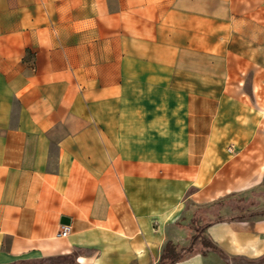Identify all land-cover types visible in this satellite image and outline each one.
Listing matches in <instances>:
<instances>
[{
  "label": "crops",
  "instance_id": "obj_1",
  "mask_svg": "<svg viewBox=\"0 0 264 264\" xmlns=\"http://www.w3.org/2000/svg\"><path fill=\"white\" fill-rule=\"evenodd\" d=\"M263 185L264 0H0V264L262 263Z\"/></svg>",
  "mask_w": 264,
  "mask_h": 264
},
{
  "label": "rangeland",
  "instance_id": "obj_2",
  "mask_svg": "<svg viewBox=\"0 0 264 264\" xmlns=\"http://www.w3.org/2000/svg\"><path fill=\"white\" fill-rule=\"evenodd\" d=\"M254 206H251L252 201L248 196L242 198L238 197H228V200H232L231 203L225 205L215 217H211V220H230L237 219L242 216H254L256 218L264 219V185L254 189ZM247 202V203H246ZM256 202V203H255ZM198 207H188L190 212L183 220L182 225L187 227L189 231L190 241H194V245L197 249H203V243L208 242L204 235V226L197 220L192 219V214L197 212ZM19 264H79L74 257L68 258L67 256H55L46 259H42L36 262L29 263H19ZM238 264H250L245 262H240ZM254 264H264V262L254 263Z\"/></svg>",
  "mask_w": 264,
  "mask_h": 264
},
{
  "label": "trees",
  "instance_id": "obj_3",
  "mask_svg": "<svg viewBox=\"0 0 264 264\" xmlns=\"http://www.w3.org/2000/svg\"><path fill=\"white\" fill-rule=\"evenodd\" d=\"M203 249H210V250H215L214 245L211 242H204L203 243ZM195 245L194 241L192 245L189 248L186 249H180L174 245H168L166 249L164 250V254L162 256V259L159 264H176L177 262L181 261L184 259L188 254L192 253L194 251ZM64 257V256H62ZM68 258L72 256H67ZM39 261V260H37ZM29 262H36V261H19L14 264H19V263H29Z\"/></svg>",
  "mask_w": 264,
  "mask_h": 264
},
{
  "label": "built area",
  "instance_id": "obj_4",
  "mask_svg": "<svg viewBox=\"0 0 264 264\" xmlns=\"http://www.w3.org/2000/svg\"><path fill=\"white\" fill-rule=\"evenodd\" d=\"M71 233V227L70 225H64L62 224L61 225V229H60V232H59V237L60 238H67Z\"/></svg>",
  "mask_w": 264,
  "mask_h": 264
},
{
  "label": "water",
  "instance_id": "obj_5",
  "mask_svg": "<svg viewBox=\"0 0 264 264\" xmlns=\"http://www.w3.org/2000/svg\"><path fill=\"white\" fill-rule=\"evenodd\" d=\"M69 223H70V220L69 219H67V218H63L62 219V224L69 225Z\"/></svg>",
  "mask_w": 264,
  "mask_h": 264
},
{
  "label": "bare ground",
  "instance_id": "obj_6",
  "mask_svg": "<svg viewBox=\"0 0 264 264\" xmlns=\"http://www.w3.org/2000/svg\"><path fill=\"white\" fill-rule=\"evenodd\" d=\"M80 262H84L83 260H81ZM80 264H85V263H80Z\"/></svg>",
  "mask_w": 264,
  "mask_h": 264
}]
</instances>
